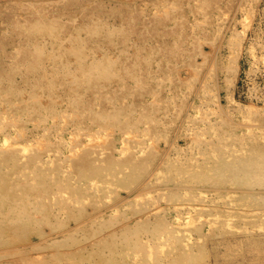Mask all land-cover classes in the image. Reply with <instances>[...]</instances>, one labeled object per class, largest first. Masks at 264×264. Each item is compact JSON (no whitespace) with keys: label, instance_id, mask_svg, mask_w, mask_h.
<instances>
[{"label":"bare ground","instance_id":"obj_1","mask_svg":"<svg viewBox=\"0 0 264 264\" xmlns=\"http://www.w3.org/2000/svg\"><path fill=\"white\" fill-rule=\"evenodd\" d=\"M248 10L250 9L247 8V12ZM156 14L160 15L159 13ZM246 14L244 16L250 17L248 13ZM249 14H251L250 11ZM216 17H219V15ZM243 22L246 24L248 21L243 20ZM247 25L248 30L249 26ZM234 29L236 28L234 27ZM217 30L220 29L217 27ZM243 30L245 32L246 28ZM222 33L220 34L222 35ZM239 33L237 32V34ZM237 34L231 36L228 43L233 46L232 48L235 51L237 48L239 52L238 49L243 41L241 37L244 35ZM224 46L226 47V45ZM213 49L215 50V48ZM217 51L220 50L217 49ZM240 51L242 50L240 49ZM201 52L203 51L201 50ZM236 56L239 57V55ZM108 60L99 55V57L91 59L90 62H86V60L78 61L75 70L71 66L74 73H81V76H88V74H95V72L110 76L113 74V64ZM214 60L215 57L212 58V62ZM200 62L202 63V61ZM233 62L229 61V64H233ZM214 67L216 66L214 65ZM72 69L65 72L71 75ZM190 70L193 72L192 68ZM215 73H217L216 70ZM72 76L75 87L80 82L86 81L81 80L80 75L73 74ZM133 76L135 83L140 85L143 80L142 76L138 73L133 74ZM234 76H236L235 72ZM188 77H185L186 80L184 78L180 81L190 83L193 81L191 78L199 79L198 73H194V76H190L191 78ZM158 78L161 77H152L147 81L148 86L152 87L149 93L151 96H155V99L152 100L155 103L164 100L162 96L159 95V97L156 94L157 88L161 87V79ZM212 79V77L206 76L204 80L202 79L200 85L203 87L205 97L198 95L200 101L189 104L191 110L187 111L186 122L188 128L194 124L191 127L193 129L189 128L192 131L189 138L191 137L192 143L190 142V144L195 150L189 148L191 151L189 153L187 148L189 146H185L188 155L186 148L180 145L178 139L173 144L170 143L171 145L167 144L168 142L166 143V146H172L171 150L170 147L169 150L165 148L167 149L165 151L160 146L157 147L155 142L159 140L158 132L164 124L162 122L163 118L142 116L138 119L136 110L141 109L138 107H142L139 103V106H136L130 112L136 118V121L132 122L131 115L127 112L125 114L120 111L114 112L118 105H114L112 109L95 111L92 107L84 109L82 107L85 104L84 102L82 104L79 100L69 98L67 107L72 108V110H69L66 103L64 105L62 101L58 102L51 99L50 102L44 103L40 94L35 92L31 97L35 108L31 110L32 105L26 100H11L8 96L1 98L0 264H202L200 259L204 257V243L201 242V239L192 238L189 233L191 231L203 233L206 228H209L210 233L211 231H220L222 227L236 229L238 226L235 223L237 224V222L233 223L234 217L232 219L230 216L232 214L230 209H227V213L218 210L216 214L215 211V213L209 212L206 206H187L188 204L185 207L183 205L159 206L157 204L160 201L180 200L182 196L179 194L160 195V193L153 195V192L156 191L155 189L168 188L169 182L174 180L180 181V179H183L188 181V179H191L190 184L199 181L203 183L207 172H210L215 173L214 177H218L216 174H225V176H220L214 180V183L220 180L223 190H227L233 195L243 190L234 186L227 187L233 184L234 178L240 177L246 171L248 173L253 167L255 169L253 168L252 172L259 171L257 170V158H259L260 153H256L255 149L250 150V153L246 149L244 151L242 145L238 148L234 141L243 139V137L238 138L234 131L225 128L232 122L234 116L232 117L230 111H226L228 108L225 110L220 105L217 80L214 83ZM153 84H157V87L153 88ZM37 86L35 84L33 87L36 88ZM192 86L194 85L192 84ZM192 86L189 88L191 89ZM170 92L174 91L171 89ZM211 92H213V98L209 99L207 96L212 94ZM168 95L173 98L177 93ZM172 101L174 103V100ZM59 104L63 107H60ZM242 105L246 106L245 104ZM254 107L246 109L250 119L251 114L259 113L258 108L260 107H256L257 109ZM240 110L243 113V109ZM89 116H91L90 120ZM27 117L29 122L25 121ZM249 118H245L246 121L247 119L250 121ZM245 119L243 118V120ZM197 121H201V124H197ZM23 122L30 123V126L22 125ZM255 123L257 124V122L250 124L254 125ZM241 125H247L250 128V125L242 122L235 126L239 130ZM248 131V133L253 134V131ZM186 133L188 134L187 131ZM236 137L237 140H235ZM255 139L254 141H256ZM122 143L124 144L122 145ZM155 162L156 164H154ZM211 165L215 167L213 169L209 168L207 172H197L199 169L203 170V166L205 168V166ZM231 173L233 175L227 176ZM262 174L260 173L264 177V173ZM45 182L48 183L45 186L46 189L44 190L42 187L43 190L40 189V186L45 185ZM134 183L138 186L131 189L132 186L130 185ZM173 187L175 185L169 186V188ZM176 187L179 186L176 185ZM183 187L186 189V186ZM129 188L128 192L130 193L122 197L123 190ZM191 189L193 188L191 187ZM211 189L214 191L222 190V187L217 186L214 188L213 186ZM258 190L260 191L259 188ZM183 193L185 194V192ZM188 193L190 194V192ZM204 193L206 192L203 191L202 193L200 191L201 196L198 195L200 198L204 197L203 202L209 199V193L208 196H206L207 193L203 195ZM185 195L190 198L189 195ZM205 197L208 199L206 200ZM261 198L259 196L256 199ZM259 201H263V199ZM85 202L93 206L107 205L109 202L110 205L106 210L102 208L107 211L106 213L104 211L97 212L96 209H93L90 213V210V212H86L84 209L83 204ZM235 205L231 201L226 206ZM75 209H80V212L77 213L74 211ZM258 210L253 211L257 212ZM251 211L249 212L252 213L253 211ZM74 212L77 214H74ZM105 214L107 215L105 216ZM255 214L258 215V213ZM258 216H261V214ZM65 220H72L75 224L70 227ZM185 221L188 222V226L191 223L196 224V226L192 229L184 228ZM44 224L50 225L53 230L51 237L47 239H43V228L34 229ZM32 229L36 230L37 236L42 237V239L40 241H30V239L28 243H25L29 232L32 233ZM81 232L85 234H82L83 238L77 237L76 234H81ZM45 233L48 236L49 232ZM88 239L90 243L88 241V243H83ZM208 241L210 242V240Z\"/></svg>","mask_w":264,"mask_h":264},{"label":"rangeland","instance_id":"obj_2","mask_svg":"<svg viewBox=\"0 0 264 264\" xmlns=\"http://www.w3.org/2000/svg\"><path fill=\"white\" fill-rule=\"evenodd\" d=\"M250 5L252 6L250 7ZM166 8L168 9L166 10ZM247 8L250 9L248 12ZM251 10L254 11V14ZM225 13H227L226 15L229 13V15L225 17ZM246 13L250 17L247 18ZM244 14L246 15L244 16ZM218 15L219 17H216ZM244 18L248 21L246 24L243 22V20L246 21ZM235 19L237 20L235 21ZM246 25L249 26L248 30ZM217 27L220 30H217ZM243 27L246 28V34H244L243 29L245 28ZM242 30L244 33L241 32ZM236 31L241 32L240 35H244L241 37L243 41L238 49L240 54L237 48L235 51L233 46L228 43L231 36H236ZM219 32H223L222 35ZM215 52L216 54H214ZM99 55L111 61L113 74L106 76L95 72V74L81 76V73H76L77 76L82 77L81 80L86 81L80 82L75 87L72 75H76L73 69H77L78 61L90 62L91 59L99 57ZM214 57L213 64L212 58ZM229 61L235 62L229 64ZM190 68L193 72L195 71L194 73H198L199 79L191 78L194 73ZM68 69H72L71 75L65 72ZM234 72L236 76H234ZM137 73L143 78L140 85L134 81L133 74ZM156 76L161 77V80L158 78L161 81V87L157 88L156 93L157 96L160 95L164 98L163 101H157L160 103L152 101L155 96L150 95L152 87L148 86L147 82L149 78ZM205 76L212 77L214 83L217 80L219 103L225 110L228 108L226 111H230L232 117L234 116L231 125L229 124L225 128L234 131L238 138L243 137L238 140L236 137L237 141H234V144L238 148L242 145L244 151L247 150L249 153L253 149L256 150V153H260V156L257 155L259 158L256 157L257 170H259L256 173L258 175L255 171H251L253 168L255 169L253 167L248 169L252 173L248 172V174L246 171L240 177L234 178L233 184L227 187L234 186L243 190L232 195L227 190H223L220 180L214 183V180L225 176V174H216L218 177H214L215 173L207 172V170L213 169L215 166H205V168L203 166V170H197L198 173L207 172L203 183L199 181L190 184L191 179L188 181L174 180L169 182V186L175 185V187L155 189L153 195L160 193V195L179 194L182 196L180 200L160 201L157 204L159 206L183 205L185 207L188 204L187 206H206L209 212L223 210L225 213H227V209H230V213H232L230 216L232 219L234 217L233 223L237 222V224L235 223L238 226L236 229L222 227L220 231H211L210 233L209 228H206L203 233L195 231L189 233L192 238L201 239V242L204 243V257L200 259L202 264H264V214H262L264 212V193H262L264 177L261 176L264 173V158L262 159L264 157V0H0V99L8 96L11 100H26L32 105L31 110H33L35 106L31 97L35 92H38L44 103L54 99L58 102L62 101L64 105L66 103L67 107V101L69 98H73L82 104L84 102L85 104L82 105L84 109L92 107L97 111L112 109L114 105H118L114 112L120 111L124 114L127 112L129 115L136 106L141 104L142 107H138L141 109L136 110L138 119L142 116L163 118L164 124L158 132L159 140L155 142L157 147L160 146L164 151L169 150L170 147L171 150L170 143L173 144L178 139L181 146H189L188 149L195 150L190 144L192 139L189 138V134L192 132L190 129H193L191 127L194 124L189 127L190 129L187 127L186 115L188 116V112L191 110L189 104L200 101L198 95L205 97L203 87L200 85ZM185 77L193 79L191 84L180 81ZM35 84L38 85L36 88L33 87ZM152 86L156 88L157 84ZM190 86L193 88L190 89ZM171 89L174 92H170ZM7 93L9 94L6 95ZM170 93H177V95L171 98L168 95ZM211 93L207 96L209 99L213 98V92ZM248 105L261 108H258V114H251V119L248 110L246 111L249 108ZM59 106L63 107L61 104ZM240 106L243 113L240 112ZM68 109L72 110V108ZM260 111L262 112L260 113ZM91 116H89V120ZM131 118L132 122L136 121L132 115ZM243 118H249L250 121L243 120ZM25 121L29 122V118L27 117ZM253 121L259 125L250 124L254 123ZM26 122H23L22 125L30 126V123ZM241 122L250 125V128L247 125V127L241 125L238 130L235 125ZM197 124H201V121H197ZM248 130L253 131L254 138L253 134L248 133ZM166 143L169 144L168 147ZM188 151L191 152L190 149ZM231 175L233 173L227 176ZM245 176H248L249 180ZM47 184L45 182V185H41L40 189L45 190ZM176 185L179 187L177 188ZM130 186L132 189L138 185L134 183ZM183 186H186V189ZM213 186L214 188L222 187V190H210ZM251 188L254 190L252 191ZM126 190H123L122 197L130 193L128 192L130 188ZM200 191L202 193L205 191L206 196L209 193V199L205 197L206 200L208 199L207 201L203 202L204 197H201V200ZM183 192L189 196L193 194L189 198ZM216 192L217 194H215ZM259 196L262 198L256 199ZM262 199L263 201H259ZM231 201L236 205L226 206ZM109 205L110 202L101 206H93L87 202L83 204L86 212L91 211L90 213L93 209L106 213L105 210ZM256 209L260 210L258 211L263 218L258 216L260 214L258 211L255 212ZM74 211L79 213L80 209ZM77 213L74 212V214ZM187 223L184 222V228L192 229L196 226L193 223L191 225L189 223L190 226H188ZM66 224L71 227L75 222L67 220ZM47 225L34 228H43V239L51 237L50 235L53 233L52 227ZM186 225L187 227H185ZM34 229H32V233L29 232L25 243H28L30 239V241L42 239L37 236ZM45 232H49L48 236ZM79 234L76 236L78 235L77 237L80 238H83L82 234L85 235L84 232ZM87 241L89 242V239L83 243H88Z\"/></svg>","mask_w":264,"mask_h":264}]
</instances>
